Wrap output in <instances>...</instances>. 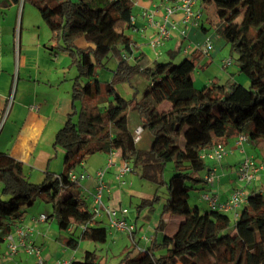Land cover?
<instances>
[{
    "label": "trees",
    "instance_id": "obj_1",
    "mask_svg": "<svg viewBox=\"0 0 264 264\" xmlns=\"http://www.w3.org/2000/svg\"><path fill=\"white\" fill-rule=\"evenodd\" d=\"M19 1L0 0V8ZM198 1L202 8L215 4L217 33L249 87L229 77L222 84L197 88L191 59L173 64L150 62L143 53L133 57L138 48L125 34L132 28V0H23L38 11L51 33L52 49L68 57L77 76L71 93L73 113L53 143L64 153L65 173L48 174L41 184H34L21 162L0 152V243L10 234V224L21 220L39 196L51 206L49 219L59 230L83 227L76 241L69 240L70 248L75 250L78 242L104 244L109 230L93 220L79 184L69 180L68 172L87 157L116 152L156 187L152 198L141 199L135 211L153 212L163 199L149 245L140 251L134 232L133 244L122 250L118 264H264L263 192L251 191L234 220L221 211L189 204L190 193L207 186L209 167L202 152L225 145L248 126L249 140L264 142V0ZM80 38L92 47L78 48L75 42ZM104 60L116 64L108 83L96 79L97 68L106 67ZM135 77L146 87L140 98L125 100L116 87L131 86ZM118 106H131L137 113L142 131L151 138L149 148H138L127 115L115 112ZM168 163L174 174L166 181ZM167 216L182 218L173 235L166 231ZM70 264L102 263L95 251H85L81 260Z\"/></svg>",
    "mask_w": 264,
    "mask_h": 264
},
{
    "label": "crops",
    "instance_id": "obj_2",
    "mask_svg": "<svg viewBox=\"0 0 264 264\" xmlns=\"http://www.w3.org/2000/svg\"><path fill=\"white\" fill-rule=\"evenodd\" d=\"M132 2L136 12L133 13L135 21L129 31L132 30L139 36L138 40L131 37L138 48L133 57L143 53L150 62L163 59V62L166 63L175 61L178 54H180L176 58L178 63L185 58L191 59L197 67L194 70L195 75H193L197 88L209 86L212 82L222 84L229 77H232L237 83L244 82V77L239 73L238 67L236 70H229L233 63L223 52L225 42L222 43L221 37L213 36L208 32L207 21L203 19V14L201 26L189 28L184 36H181L178 31L183 29V25L180 23L182 16L179 13L173 14L168 24L175 23L177 30L172 32L171 37L158 50H155L149 44L155 36V30L147 26L141 13L145 10H155V19L161 20L164 7L168 5V2L165 0H132ZM26 5L28 4H24L21 0L18 4H13L8 8H0V152L7 153L22 163L30 182L41 184L48 174L60 175L66 172L64 153L59 148L55 149L53 143L56 133L64 126L68 116L73 113L71 93L77 71L70 67L69 59L64 53L52 49L49 42L51 33L40 15L34 13L30 16L25 15ZM129 31H126L125 34L128 35ZM206 39H209L213 44V50L209 57H204L198 52V48L203 45ZM75 45L78 48L92 47L84 38L78 39ZM226 61H231V65L224 67L223 64ZM109 77L110 74L102 70L96 74V79L99 82L108 83ZM144 86L143 81L138 80L137 77L133 78L130 86L132 88L131 97L133 98L137 94V98H140ZM163 107L166 109L167 105L161 106V108ZM115 112L127 115L132 132L140 126L139 117L137 113L131 111V106L126 109L118 106ZM235 140L236 136L227 140L225 146L230 153L218 166L215 183L212 186H206L203 191L215 193L219 202H225L234 191L236 187L234 171L244 156L255 158L264 164V142L249 141L244 145L243 153H241L234 147ZM150 145L151 138L142 132L137 143L138 148L147 149ZM93 156L86 158L74 172L93 174L107 167L108 154H104V164L92 168L90 159ZM112 162L115 166L122 162L116 152H114ZM206 164L207 166L211 165L209 162ZM115 166L108 169L105 176L106 182L110 186L107 203L114 209L127 211V221L135 226V241L140 240L138 248H146L149 243L143 242V237L147 235L151 237L159 221L151 222L145 211L138 214L133 209L135 206L132 205L133 200L151 199L153 194L151 191L143 192L134 189L136 187L135 179L130 174L122 178L121 181L116 180ZM81 185L91 192L95 183L90 179L83 181ZM249 190L264 193V172L260 174L259 180ZM203 192H199V194ZM201 202L203 201L201 200ZM35 204L34 202L21 220L10 224L11 232L13 233L17 224L22 223L28 226L32 231L27 240L32 241L35 246L41 249V254L48 264L60 262L70 264L73 261L81 260L84 252L89 251L87 250L89 249L87 247L90 246L89 243L78 242L77 248L73 250L68 242L69 240L76 241L83 227H71L67 231L59 230L57 224L49 219L52 213L51 206ZM159 204L158 208L154 210L157 214L161 213L163 199ZM203 204L207 209V205L204 202ZM196 207L201 209L199 205ZM40 215H45L47 219L39 221ZM141 217L144 221H141L142 225L138 227L137 219ZM169 218L170 216L165 217L166 231L170 227L173 230L176 225V221H173L172 217ZM97 222L100 226L108 228L104 218ZM108 236L112 244L116 245L119 242L118 238L126 235L108 231ZM126 247H122L119 254L112 257L121 256L122 250ZM107 251L109 250H106L105 254L97 253L102 264H106L108 261ZM0 264H35V260L23 249H20L13 257H9L7 242L4 240L0 243Z\"/></svg>",
    "mask_w": 264,
    "mask_h": 264
},
{
    "label": "built area",
    "instance_id": "obj_3",
    "mask_svg": "<svg viewBox=\"0 0 264 264\" xmlns=\"http://www.w3.org/2000/svg\"><path fill=\"white\" fill-rule=\"evenodd\" d=\"M164 1V0H163ZM168 5L164 7L163 16L161 20H156L155 10H145L141 13L142 19L146 21L148 27L155 30V36L150 41V46L155 50L171 37L173 31L177 30L175 23H169V19L173 14L179 13L182 15V25L185 27L199 28L202 21V10L199 8L198 0H165ZM135 17H130V24L133 25ZM186 31H181L180 35L184 36ZM213 50V44L209 39H206L203 45L198 48L200 55L209 57ZM159 53V52H158ZM123 58H125L123 56ZM231 65V61L224 62L223 66L228 67ZM142 128L136 127L134 130L133 141L138 143L142 134ZM249 137L245 133H240L235 140L234 147L243 153L244 145L249 142ZM230 153V151L223 144H217L212 149L201 153L200 157L204 162L211 163L208 166V171L204 177L207 186H212L217 179L218 166L223 159ZM114 152L108 154L109 159L107 167L100 169L93 174L85 172L75 173L74 171L68 172V178L72 182H76L80 186L81 198L88 204L89 211L93 216L94 221L105 219L108 230L113 233H121L126 235L131 241H133V233L135 232V226L127 221V211L118 210L112 208L107 203V195L110 193V186L106 182L105 176L108 169L115 166L112 162ZM115 178L121 181L125 176L132 174L134 169L128 162H121L115 166ZM264 172V164L258 162L255 158L244 156L243 159L236 166L234 174L236 180V187L231 193L229 198L225 202H219V199L215 193L205 191L200 194V199L207 205L209 209L218 210L225 214L233 215L236 219L240 213V210L247 204L248 196L250 194V187L255 184L260 177V174ZM92 179L95 183L93 191H88L83 187L81 183L86 180ZM261 192L262 191H257ZM47 217L40 215L38 220L45 221ZM31 229L24 224H17L13 233L10 232L6 236L7 242V254L9 257H13L18 253L20 249H23L26 254L33 256L35 264H48L42 254L41 249L35 246L32 241H28V237L31 234ZM143 241L150 242V237H143ZM144 248H139L143 251ZM58 264H69L67 262H60Z\"/></svg>",
    "mask_w": 264,
    "mask_h": 264
},
{
    "label": "rangeland",
    "instance_id": "obj_4",
    "mask_svg": "<svg viewBox=\"0 0 264 264\" xmlns=\"http://www.w3.org/2000/svg\"><path fill=\"white\" fill-rule=\"evenodd\" d=\"M198 4H199V1H198ZM205 5L206 6H204L203 8H202V6L199 5V8L201 10H203L202 11L203 19L207 21V25L206 26L208 28V32L210 34H212L213 36L215 35V36L220 37L219 34L217 33V28H218V25L217 24L219 23V20H218L217 15H216L215 4L211 2L210 4H205ZM25 9H26L25 10V15L26 16H28V15L30 16L33 13L35 15H38L39 16L38 11L36 9H34L31 5H29V4L26 5V8ZM135 12L136 11L133 9V13H135ZM181 22H182V19L180 20V23ZM182 27H183L182 30H178L179 31V34H180L181 31H188V29L191 28L190 26L185 27L184 25ZM128 35H130V37H132V39H136V40L139 39V36H137L136 34H134L132 32V30L129 31ZM222 43H223V39H222ZM223 52L225 53V56L228 59H230L232 61V63H233V66L229 70H234V69L236 70L237 69V65H236L234 59H231L230 58L229 48L228 47H224ZM178 55H180V54H178ZM178 55L176 56V58L178 57ZM176 58H175V61L172 60V63L173 64H178V61L176 60ZM160 61H163V59H161ZM104 64H105L106 67L105 68H103V67L102 68H97L96 73L98 74L100 70L109 73L110 74V77L107 80H108V82H110L111 79H112V77H113V75H114V71L116 69L115 60H108V61L104 60ZM193 75H195L194 72H193ZM242 77H244V82L243 83H239V84L243 85L246 88L249 87V80L244 75H242ZM137 79L140 80V81H142L140 78H137ZM145 87H146V83H145L144 88ZM144 88H143V90H144ZM116 89H117L119 95L121 97H123L125 100L132 99V97H131L132 96L131 95L132 94V92H131L132 91V88L130 87L129 84H121V85H118L116 87ZM135 95H137V94H135ZM75 119H76V117L74 118V120ZM248 131H249V126L245 129V134L246 135L248 134ZM104 158L105 157H104V154L103 153L95 154L93 156V158L90 159V161H91L90 166H92V168H93V167L100 166V165L104 164ZM136 173H138V172L135 171L134 173L130 174L133 177V179H135V186L136 187L134 189L142 190L143 192H149V191H151V193L153 194L155 192V189H156L155 185L150 184V183L142 180L138 176V174L136 175ZM173 174H174V170H173L172 164L171 163L166 164L165 169H164L163 178L167 181V180H169L173 176ZM1 190H2V185L0 183V196H1ZM159 195H161V197L163 196L161 193H159ZM199 196H200V194L198 192H195V191L191 192L190 193L189 204L192 207L199 205L201 207V209L204 210L206 206L203 204V202H201V200L199 199ZM34 202L36 203L35 205L40 204L41 206H44L46 204L42 200V198H40L39 196L35 198V201ZM139 203H140V201L133 200V205L132 206H135L133 209H135L139 205ZM159 203L156 204L155 208H158V206L160 205ZM134 213H136V212H134ZM146 214L148 215V218H149V220L151 222H155V221L158 222L159 219H160V214L159 213L157 214L155 211H153V212H146ZM171 217L172 216H170L169 219H171ZM229 217L231 219H233L232 215H230V214H229ZM172 218L174 219L173 221H176V222L178 220H182L181 217H172ZM137 220H138V223H137L138 227H141V225H142V222L141 221H144V219L141 217L140 219H137ZM145 220L147 221V219H145ZM167 234L173 235V230H172L171 227H170V229L167 230ZM125 237L120 236L118 238L119 239V242L116 245L112 244V242L110 241V237L109 236L107 238V241L104 244H97V243H93V242H87L90 245V246L87 247V248H89L87 250H89V251H95L96 253L103 252L104 254H105L106 250H109V251H107L109 258H108V261H106V264H118V262L123 257L119 255V256L114 257L115 260H113L114 258L112 256L113 255H118L119 254V251H121L122 247H124V246L130 247L133 244L132 241L127 236H125ZM136 242H137V244H140V240H138ZM143 242L141 241V245L143 244Z\"/></svg>",
    "mask_w": 264,
    "mask_h": 264
}]
</instances>
